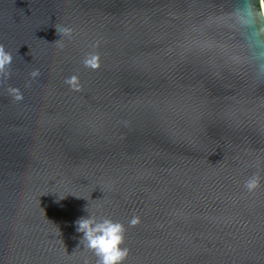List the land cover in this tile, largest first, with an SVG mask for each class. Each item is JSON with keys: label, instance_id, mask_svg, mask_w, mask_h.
<instances>
[{"label": "water", "instance_id": "water-1", "mask_svg": "<svg viewBox=\"0 0 264 264\" xmlns=\"http://www.w3.org/2000/svg\"><path fill=\"white\" fill-rule=\"evenodd\" d=\"M262 13L0 0V264H96L89 213L125 225L123 264H264Z\"/></svg>", "mask_w": 264, "mask_h": 264}, {"label": "clouds", "instance_id": "clouds-1", "mask_svg": "<svg viewBox=\"0 0 264 264\" xmlns=\"http://www.w3.org/2000/svg\"><path fill=\"white\" fill-rule=\"evenodd\" d=\"M251 15V12H249V16ZM66 31H70V29H59L60 34ZM11 60V53L6 51L3 46H0V73L6 70ZM84 63L86 66L90 65L94 68L97 66V59L93 55L86 58ZM261 67L264 69V65ZM32 75L35 76L38 73L34 72ZM75 79V77H72L66 82L72 84ZM259 183L260 177L253 175L245 181L244 186L248 191H253L258 187ZM85 210L88 212L87 206ZM136 223H138V218H132L129 221L130 225H135ZM74 225L75 231L82 233L77 245L83 242L84 247L91 250L97 257L96 264H123L129 253L127 247H122L126 232L124 224L119 221H113L110 218H96L89 213L87 216L78 218Z\"/></svg>", "mask_w": 264, "mask_h": 264}, {"label": "snow or ice", "instance_id": "snow-or-ice-1", "mask_svg": "<svg viewBox=\"0 0 264 264\" xmlns=\"http://www.w3.org/2000/svg\"><path fill=\"white\" fill-rule=\"evenodd\" d=\"M258 7H259V0H258Z\"/></svg>", "mask_w": 264, "mask_h": 264}]
</instances>
